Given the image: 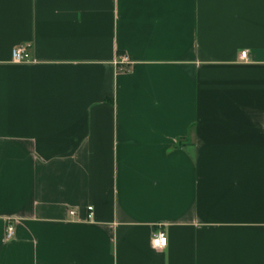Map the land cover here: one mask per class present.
<instances>
[{
	"label": "crops",
	"instance_id": "crops-1",
	"mask_svg": "<svg viewBox=\"0 0 264 264\" xmlns=\"http://www.w3.org/2000/svg\"><path fill=\"white\" fill-rule=\"evenodd\" d=\"M0 264H264V0H0Z\"/></svg>",
	"mask_w": 264,
	"mask_h": 264
},
{
	"label": "built area",
	"instance_id": "built-area-1",
	"mask_svg": "<svg viewBox=\"0 0 264 264\" xmlns=\"http://www.w3.org/2000/svg\"><path fill=\"white\" fill-rule=\"evenodd\" d=\"M24 54V48L22 47H15L12 50V57L15 61H20ZM239 57L241 60H247V51L242 50L239 53ZM130 59L126 54H122L119 56V59L117 60V64L120 70H126L128 68V65L130 64ZM74 211H70V214H72ZM15 233V224L13 221L9 220L7 221V224L5 226V233L4 238L10 239L14 236ZM167 244V235L165 231L161 228L156 229V231L153 232L151 237V245L153 247H164Z\"/></svg>",
	"mask_w": 264,
	"mask_h": 264
}]
</instances>
